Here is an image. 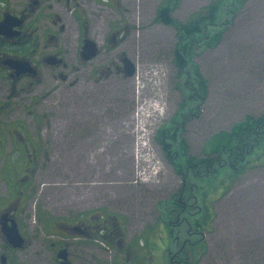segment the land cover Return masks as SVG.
I'll return each mask as SVG.
<instances>
[{
  "label": "rangeland",
  "instance_id": "374dc122",
  "mask_svg": "<svg viewBox=\"0 0 264 264\" xmlns=\"http://www.w3.org/2000/svg\"><path fill=\"white\" fill-rule=\"evenodd\" d=\"M119 1V9L104 7V29L112 27V17L127 27L117 45L136 63L133 75L98 79L92 73L95 59L72 73L73 82L80 79L72 91L62 89L38 106L34 89L9 97L10 112L29 119L34 136L45 140L21 207L32 242L13 253L16 261L57 264L50 241L58 237L45 231L46 221L109 215L120 221L122 239H76L73 264H172L170 256L177 264H264V144L249 154L239 175L222 171L211 180L185 183L156 138L185 96L187 75L180 76L173 61L176 28L156 20L165 0ZM212 1L177 0L173 14L186 20ZM224 18L228 24L220 43L199 48L193 57L208 80L207 97L179 124L194 156L207 155L217 133L264 113V0H245ZM103 61H108L106 52ZM5 86L0 82V92ZM35 112L42 117L38 131ZM136 112L144 123L139 134ZM144 133L150 150L139 155L151 157L141 166H153L152 177L140 175L135 160L136 145L147 143L140 139ZM183 183L185 207L172 216L174 195ZM207 209L211 221L194 226Z\"/></svg>",
  "mask_w": 264,
  "mask_h": 264
},
{
  "label": "flooded vegetation",
  "instance_id": "af4514ba",
  "mask_svg": "<svg viewBox=\"0 0 264 264\" xmlns=\"http://www.w3.org/2000/svg\"><path fill=\"white\" fill-rule=\"evenodd\" d=\"M119 3V0H0V82L6 84L0 92V264H19L13 253L21 248L13 246L8 237L14 221L25 245L32 242L23 227L21 207L29 197L45 144L44 139L34 136L29 119L10 112L9 97L34 89L33 103L38 106L62 89L72 91L80 83V79L72 81V73L95 59L92 73L98 79L114 73L125 75L126 53L117 43L127 27L120 25V17H112V27L107 32L104 29V7L119 9ZM105 52L107 63L103 61ZM52 80L57 82L47 83ZM34 119L38 131L42 117L35 112ZM101 216L75 215L46 221L45 231L58 237L50 241L57 264H62L58 255L64 249L67 260L73 264V248L78 238L122 239L120 222L109 215Z\"/></svg>",
  "mask_w": 264,
  "mask_h": 264
},
{
  "label": "trees",
  "instance_id": "16d2710c",
  "mask_svg": "<svg viewBox=\"0 0 264 264\" xmlns=\"http://www.w3.org/2000/svg\"><path fill=\"white\" fill-rule=\"evenodd\" d=\"M176 1L165 0V4H161L157 9L156 20L176 28L177 41L173 48V61L179 75H187L183 85L185 96L174 117L165 127L158 130L157 141L185 183L188 178L201 182L211 180L222 171L230 172L233 176L239 175L249 164V154L256 146L264 144V113L259 116L248 115L233 124L230 130L214 135L205 151L207 155L204 156L189 153L184 129L179 124L189 118L208 94V80L193 59L196 51L202 47H215L220 43L228 24L224 17L241 8L245 0H214L186 20L174 16L173 7ZM185 183L174 195L177 206L171 207L172 216L185 207L186 201L183 199L188 196ZM177 194L180 195L179 198L176 197ZM211 215L210 210H205L202 217L195 220L194 226L205 227V224L211 221ZM188 231L193 230L189 228ZM171 232L174 233V227H171ZM201 239L202 237L198 240ZM170 262L177 264V260L173 261L171 256Z\"/></svg>",
  "mask_w": 264,
  "mask_h": 264
},
{
  "label": "water",
  "instance_id": "95a60500",
  "mask_svg": "<svg viewBox=\"0 0 264 264\" xmlns=\"http://www.w3.org/2000/svg\"><path fill=\"white\" fill-rule=\"evenodd\" d=\"M95 52L93 51L92 54ZM91 56V55H90ZM125 67L127 69L126 74L127 75H133L136 70L135 62L129 58L128 56L124 59ZM9 240L13 243V246L15 247H24L25 245V238L23 234L20 232L18 223L16 221L13 222L12 226L10 227V231L8 234ZM66 249H64L62 252L59 253L58 257L61 258L62 264H71L70 261L67 260V253Z\"/></svg>",
  "mask_w": 264,
  "mask_h": 264
}]
</instances>
